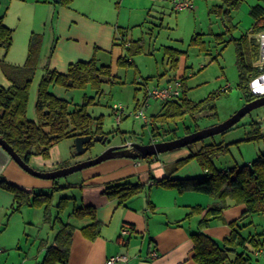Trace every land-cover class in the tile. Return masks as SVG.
<instances>
[{"label":"crops","instance_id":"0c3cea01","mask_svg":"<svg viewBox=\"0 0 264 264\" xmlns=\"http://www.w3.org/2000/svg\"><path fill=\"white\" fill-rule=\"evenodd\" d=\"M18 1L27 2L28 0ZM127 1L118 0V8H115V13L111 17L101 13L102 3L87 4V8H80L75 0L67 4H62L60 1L43 0L44 3H54V6L51 7L49 34L47 35L46 31L43 34L40 33L43 37L36 72L41 69L43 75L46 69H50L64 73L71 63L87 61L95 55L99 63L111 64L113 73H116V60L125 53L122 47L113 45L114 39L119 35L118 30L126 31L129 39L137 40L130 36L132 28L145 25L151 33L152 30L164 26L165 12L159 11V15H153L158 2L161 3V1L139 2V12L133 17L130 13L129 15L123 13V9L127 12L128 7H125ZM168 1L172 12L182 11L174 9L173 0ZM35 2H41V0H35ZM192 4L193 7L189 10L194 11V0ZM160 7L162 10L165 9L164 5ZM148 17L152 18L148 19ZM0 20L13 30L12 45L5 56L6 62L11 65H23L30 36L35 33L34 29H29L24 33L25 38L20 39L19 55L16 54V46H14L16 0H0ZM138 39L143 41L142 37ZM165 47H175L163 46L164 58L172 68L170 59L164 54ZM51 48L52 51H50ZM173 78L178 77L171 71L157 84ZM9 86L10 81L0 68V87ZM49 91L57 97L72 100L68 93L73 90H66L53 84L50 85ZM127 142L132 141L127 140ZM57 147L53 146L50 149L49 158L33 156L28 164L40 171L56 169L58 164L67 160V157L62 156ZM73 147L75 148L74 142ZM54 151H56L55 156ZM72 152L69 149L67 154L70 156ZM191 152L192 150L184 147L159 153L143 160L126 157L112 158L80 170L78 177L73 178L72 181L57 183L58 186L72 184V187L52 193V218L57 213L54 205L59 199L61 197L70 198L66 209L57 214L60 221L57 220L54 224L44 221L43 206L23 205L17 210L13 209V193L0 186V248L2 249L0 264H39L45 256L47 247L54 244V237L60 229L61 222L74 226L67 264H105L109 257L116 254L126 256L125 260L117 264H139L141 262L197 264L192 259L193 244L190 233L197 230L200 216L186 217V215L192 206L208 207L216 204L217 201L198 191L180 192L171 183H158L163 178L184 179L203 176L205 171L196 159L189 160L174 173L168 174L174 162L189 156ZM0 177L26 191L48 192L54 187L53 180L39 178L24 171L1 146ZM121 180L128 183L140 182L146 187L141 193L120 203L117 197L106 195L104 189L107 184ZM68 191H71V194H65ZM55 194H60L57 200H55ZM229 203L233 202L229 201ZM81 205L93 207L96 219L101 224L100 235L93 240L85 237L81 231L82 227L90 223V219L69 215L73 206ZM233 206L235 211L238 208V214H241L244 209V205H241L242 207ZM16 213H20L21 216L20 222L16 218V227H14ZM211 222L212 220L204 231L212 238L216 236L214 238L222 242L230 232L227 230L228 223L224 228L210 227ZM123 227L129 229L128 234L121 235ZM261 232L255 231V233ZM249 234L246 233L244 236ZM153 250L157 252L155 258L150 257ZM251 264H261V260L255 253L252 254Z\"/></svg>","mask_w":264,"mask_h":264},{"label":"trees","instance_id":"16d2710c","mask_svg":"<svg viewBox=\"0 0 264 264\" xmlns=\"http://www.w3.org/2000/svg\"><path fill=\"white\" fill-rule=\"evenodd\" d=\"M72 0H60L67 4ZM244 0H220L212 5L210 13L220 16L224 26L230 22V11L237 8ZM249 8V14L253 18L250 31L238 38L231 37L227 42L233 41L235 48V64L238 71V88L242 93L244 103L251 101L260 94L253 92L250 82L264 74V65L259 61L258 44L253 34L264 29V0H259ZM226 30H229L226 28ZM119 35L114 39V46H120L125 53L116 60V67L134 65L131 56L144 50L142 39L132 40L126 35V31L118 30ZM13 30L4 25L0 20V68L10 81L9 87H0V137L4 139L14 151L27 163L33 156L49 158L50 149L64 139H75L78 135L103 134V116L97 118L91 116L87 110L91 104L98 103L97 96L102 92V84L113 82L116 73H113L111 64L99 63L95 55L87 61H76L68 66L66 72L46 69L37 85L35 100L36 119H29L26 115L30 87L32 85L39 62L42 45V35L32 33L28 42L26 59L23 65H11L6 62L5 56L12 45ZM225 32L215 34L217 42L223 41ZM204 33H196L191 37L190 43L196 45L199 50L205 49ZM250 34V35H249ZM52 51V48L51 50ZM182 51L172 47H165L164 54L170 59L171 67H176L179 54ZM182 80V94L176 100L162 102V111L151 115L144 123L150 130V141L171 140L192 132L189 126L183 127L182 135H178V123L185 117H190L196 123L199 115L205 111L210 113L215 110V98L213 92L201 100L193 101L186 97L185 86ZM59 85L66 90H85L90 88L95 95L84 93L82 101L74 103L70 99L55 96L49 91L50 85ZM147 84V82H144ZM225 91V90H223ZM237 124V123H236ZM235 124V125H236ZM250 129L242 140L251 141L264 139L261 130V122L251 120ZM234 125V126H235ZM232 128V127H231ZM229 128V129H231ZM227 129V130H229ZM198 130L196 128L193 131ZM226 130V131H227ZM225 132V131H224ZM223 133V132H222ZM92 141L88 143V148ZM191 144L186 145L189 147ZM191 150V149H190ZM228 145L222 143H208L201 145L196 151L185 158L179 159L169 168L171 175L183 164L191 159H196L205 171L201 177L184 179L163 178L160 184H173L178 191H198L207 194L219 202L203 207L192 206L186 217L199 215L198 228L190 233L192 241V259L197 264H251L252 254L256 250H264V231L249 235H242L240 230L248 223L240 226L249 215L261 213L264 215V153L259 154L248 164L231 168H218L215 159L225 154ZM151 156L145 158L148 159ZM68 166L66 161L58 164L57 168ZM56 168V169H57ZM54 181V187L48 192L26 191L12 183H8L0 177V186L8 189L14 195V207L17 210L23 205H31L44 209V221L54 224L60 221L59 213L63 212L70 198L61 197L54 205L56 214L52 218L51 207L52 193L54 191L72 187V184L58 186ZM145 184L140 182L128 183L123 180L113 184H107L104 189L106 195L115 196L120 203L141 193ZM233 203H241L244 209L239 218L228 223L229 235L217 242L204 230L212 219L219 217L222 210L228 206L226 200ZM77 218H89L90 223L81 228L88 239H95L100 235L101 224L96 219L95 210L91 206H73L69 214ZM74 226L61 222L60 229L54 237V244L47 247L45 256L39 264H67L71 234Z\"/></svg>","mask_w":264,"mask_h":264},{"label":"rangeland","instance_id":"374dc122","mask_svg":"<svg viewBox=\"0 0 264 264\" xmlns=\"http://www.w3.org/2000/svg\"><path fill=\"white\" fill-rule=\"evenodd\" d=\"M42 1L28 0L27 3L16 0V39L14 42L16 54L20 55V39L25 38L24 33L28 32L29 29H34L35 33L43 34L46 31V34H49L51 7L54 6V3H49V5ZM145 1L128 0L125 4V7H128L127 12L123 9V13L125 15L130 13V16L133 17L139 12L138 3ZM158 1H161V3L158 2V7L155 8L153 15H159V11H164V26L152 30L151 33L145 25L144 27H134L130 30V36L133 39L143 38V52L131 56L134 65L116 68L115 81L103 83L102 92L97 96L98 103L91 104L87 108L89 114L94 118L100 115L103 116L102 128L106 134L105 136H107V141L105 143L93 141L89 148L81 154H78L73 147L74 140L72 138L64 139L54 145L58 146L57 148L62 156L65 155L67 157L68 166L95 157L107 148L109 144L121 145L125 144L127 140L147 144L150 140L149 127L144 125L142 118H135L133 113L140 109L141 101L146 93V87L152 88L171 71L178 78H183L186 89L185 95L193 101L201 100L210 93H217L215 110L211 113L205 111L199 115L195 124L190 117H185L177 124L178 135H182L184 126H189L193 131L196 128L201 129L223 122L244 104L242 93L237 86L238 71L235 64L234 43L233 41H227L231 37L238 38L250 31L253 18L249 14V8L260 1H242L237 8L230 11L231 17L230 22H226L227 26H224L220 16L209 12L210 7L219 3L220 0H194V11L186 9L178 12L171 11L168 0ZM75 2L80 8H87V4L102 3L103 10L101 13L111 17L115 13V8H118V0L112 1L114 3L109 0H75ZM160 5H164L165 9L162 10ZM226 28L229 30H226ZM221 32H225L222 38L223 41L217 42V38L214 35ZM196 33H204L202 35V39L205 41L204 50H199L196 45L190 43L191 37ZM165 45H171L182 51L179 54L176 67L170 68L169 64H167L163 55V46ZM257 64L264 65V62L258 61ZM35 74V79H33L34 81L30 87L26 113L27 117L32 120L36 119L34 104L37 85L42 75L41 69H38ZM144 82H147V84H144ZM225 87L229 88L223 91ZM84 93L95 95L90 88L69 91L68 95L72 97L74 103H79L82 101ZM137 101L140 102H138V105ZM147 103V107L144 108L146 117L149 118L151 115L162 111V105L159 101L149 98ZM113 104L122 106L125 114L119 123H116L115 115L112 112ZM251 120L261 122V130L264 133V105L251 110L231 129L194 142L187 148L196 151L203 144L222 143L223 145H228V150L225 154L215 159V164L218 168H231L248 164L259 154L264 153V139L242 140L245 133L250 129L249 122ZM181 148L183 149L184 147ZM69 149L73 151L70 156L67 154ZM55 153L56 151L53 153L54 156ZM34 167H36L35 164ZM79 171L53 180L56 183L72 181L73 178L78 177ZM65 194H71V191ZM59 195L55 194V200L58 199ZM216 201L217 203L219 202L217 199ZM229 201L231 200H226L228 206L222 210L220 216L212 219L210 227L219 226L225 228L231 220L239 218L238 208L235 211L233 205L242 207L243 204H230ZM20 216V213H16L14 227H16V218L20 222ZM244 223L248 224L244 229L240 230L242 235L246 233L254 234L256 230L258 232L264 231V215L261 213L249 215L248 218L240 223V226ZM227 230H230V227ZM214 237L213 239H215ZM216 241L219 242V240Z\"/></svg>","mask_w":264,"mask_h":264},{"label":"water","instance_id":"95a60500","mask_svg":"<svg viewBox=\"0 0 264 264\" xmlns=\"http://www.w3.org/2000/svg\"><path fill=\"white\" fill-rule=\"evenodd\" d=\"M54 1L59 2L60 0H54ZM258 82L264 83L263 75L258 77ZM262 105H264V94L251 101L244 103L229 118L218 124H214L205 128L198 129L196 131H192L188 134H184L180 137L171 140L156 141L147 144L132 141L130 143H125L121 145H110L93 158H89L84 161L76 162L73 165H69L49 171H40L31 167L1 137H0V146L27 173L39 178L53 180L55 178L66 176L70 173H73L78 170H82L92 165H96L108 159L119 158V157H126L131 159H145L149 156L174 150L176 148L185 147L186 145L192 144L206 137L226 131L227 129L233 127L236 123H238L251 110ZM106 139L107 136L103 134L78 135L74 139V146L76 152L78 154H81L88 149V143H90L91 141L92 142L99 141L101 143H105ZM139 264H147V262H141Z\"/></svg>","mask_w":264,"mask_h":264},{"label":"built area","instance_id":"2783aa9c","mask_svg":"<svg viewBox=\"0 0 264 264\" xmlns=\"http://www.w3.org/2000/svg\"><path fill=\"white\" fill-rule=\"evenodd\" d=\"M173 5H174L173 7L175 10L190 9L193 7L192 0H173ZM253 37H255V40L258 44L259 61L264 62V29L253 34ZM262 75L264 76V74ZM228 88L229 87H225L223 90H227ZM250 88L253 92H256L260 95L264 94V83H259L258 77L253 78L251 80ZM145 92L146 93L144 95V98L141 101L140 109L133 113L135 118L137 119L142 118L144 120V123L148 121V117H146L144 114V108L147 107L148 105L147 103L148 99L153 98L159 101L160 103L166 102L169 100L178 99L182 94V80L180 78L168 79L163 83L154 85L152 88L146 87ZM112 112L115 115L116 123H119L122 117L125 115L123 113L122 106H120L119 104H113ZM127 143H130V142H127ZM128 233H129L128 228L123 227L121 229V235H126ZM0 251H2L1 248H0ZM255 255L261 260V264H264V250L263 249L256 250ZM150 257L151 258L157 257V252L153 250L150 253ZM125 259H126L125 255L116 254V255L109 257L105 264H117V262L121 260H125Z\"/></svg>","mask_w":264,"mask_h":264},{"label":"flooded vegetation","instance_id":"af4514ba","mask_svg":"<svg viewBox=\"0 0 264 264\" xmlns=\"http://www.w3.org/2000/svg\"><path fill=\"white\" fill-rule=\"evenodd\" d=\"M106 141H107V139H106ZM156 141H158V140H156ZM155 140L154 141H150V142H156ZM150 142H148V143H150ZM141 143V142H140ZM111 144H109V146H110Z\"/></svg>","mask_w":264,"mask_h":264}]
</instances>
